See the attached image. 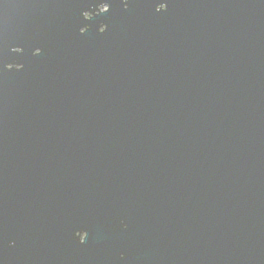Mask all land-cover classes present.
Returning <instances> with one entry per match:
<instances>
[{
	"label": "water",
	"instance_id": "95a60500",
	"mask_svg": "<svg viewBox=\"0 0 264 264\" xmlns=\"http://www.w3.org/2000/svg\"><path fill=\"white\" fill-rule=\"evenodd\" d=\"M0 264H264V0H0Z\"/></svg>",
	"mask_w": 264,
	"mask_h": 264
},
{
	"label": "flooded vegetation",
	"instance_id": "af4514ba",
	"mask_svg": "<svg viewBox=\"0 0 264 264\" xmlns=\"http://www.w3.org/2000/svg\"><path fill=\"white\" fill-rule=\"evenodd\" d=\"M106 9V6L104 7H101L100 10H105ZM89 15H86V17H88Z\"/></svg>",
	"mask_w": 264,
	"mask_h": 264
}]
</instances>
